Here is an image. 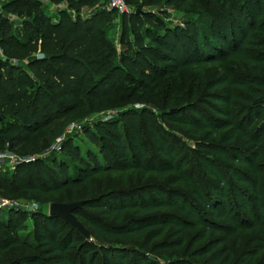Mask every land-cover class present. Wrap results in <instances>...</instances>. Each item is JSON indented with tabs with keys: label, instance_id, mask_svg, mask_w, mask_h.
Masks as SVG:
<instances>
[{
	"label": "trees",
	"instance_id": "1",
	"mask_svg": "<svg viewBox=\"0 0 264 264\" xmlns=\"http://www.w3.org/2000/svg\"><path fill=\"white\" fill-rule=\"evenodd\" d=\"M61 1L89 11L50 21L37 0L0 8V152L31 156L67 118L141 107L85 128L94 150L81 154L67 139L49 167L35 161L0 171L3 197L60 193V203L82 202L73 215L90 234L88 241L55 217L32 214L30 242L19 241L20 222L0 226V254L20 248L22 258L10 264H76V252L79 264H124L126 256L153 264L148 254L181 248L195 226L230 236L235 219L257 225L264 218V0H129L150 9L119 16L118 52L107 37L114 11L97 0ZM169 12L181 23L166 24ZM1 13L20 26L12 29ZM155 113L194 147L160 130ZM101 173L127 174L138 185L97 193L92 179Z\"/></svg>",
	"mask_w": 264,
	"mask_h": 264
},
{
	"label": "rangeland",
	"instance_id": "2",
	"mask_svg": "<svg viewBox=\"0 0 264 264\" xmlns=\"http://www.w3.org/2000/svg\"><path fill=\"white\" fill-rule=\"evenodd\" d=\"M9 0H0V8L1 6ZM41 6V10L43 14H45L50 21H55L56 17L59 13H65L67 16L74 18L76 16L83 18L89 8H81L77 12L74 9H71L67 6L64 1H51V0H37ZM98 4L100 2L104 3L107 0H97ZM125 4L128 9V13H133L135 9H145L148 10L150 8L146 7L143 4H132L129 0H125ZM107 11V10H106ZM1 12V10H0ZM6 19L12 24V29L20 26L21 19L12 15L1 13ZM112 18L111 29L107 33L108 39L114 45L116 51L118 52V44L117 37L119 34V22L120 17L117 14H113L110 16ZM166 24H179L181 23V17L178 13L169 12L167 14ZM187 83H184L182 86H179L181 96H187ZM186 94V95H185ZM178 96L177 102H181L182 97ZM173 104V102L168 106V108ZM141 107L140 104H129L128 106H124L122 109H108L101 113L92 114L87 118H67L57 127V131H55L54 136L50 137L48 141L45 142V146L38 153L33 154L31 156H13L12 153H9L10 159H12V163L10 160L4 159L0 163V171L4 170L6 172H10L9 168L17 167L19 164L27 165L33 164L35 161H40L42 163V167L48 166V159L52 157L51 155H56L58 157L59 149L61 148L63 142L67 139L69 142L74 143L79 152L83 154L87 149H93L92 146L84 139L82 132L85 128L91 126L94 122L99 121L104 118L113 117L117 112L121 110H125L128 108H133L138 110ZM156 126L168 133L171 132L178 139V142L181 144H185L187 147H194V140L189 139L184 134V130H180L177 128H169L166 124H164L159 118L158 114L155 113ZM138 120L135 119L134 123ZM155 122V121H154ZM155 127V126H154ZM158 128V129H159ZM141 136V140H142ZM144 141L142 144L143 148L148 149L147 143ZM176 142L174 138H168V142ZM175 144V143H174ZM144 145V146H143ZM176 147L178 145L175 144ZM179 149V148H178ZM4 152V151H3ZM5 154V153H4ZM49 157V158H48ZM48 158V159H47ZM263 160V159H262ZM261 160V161H262ZM20 161V162H19ZM30 165V166H31ZM33 169V167H32ZM45 169V168H44ZM34 170V169H33ZM264 174V173H263ZM226 179V177H224ZM224 178H222L224 180ZM194 180L199 183L198 179L195 177ZM228 179V178H227ZM226 179V180H227ZM153 178H149L148 181H153ZM192 180V178H191ZM133 184V185H132ZM138 185L137 179L135 177V181L130 184V179L127 174L119 175V174H111V173H101L92 179V188L97 193H103L110 190L115 189H125L128 187ZM225 191V190H224ZM226 194H228L225 191ZM67 194V192L65 193ZM66 197V196H65ZM63 196L60 193L50 194L43 200H37L35 197H24L20 195L16 198H6L0 193V202L4 207L0 208V226H6L9 224L16 222H20L25 226L24 231L19 235V241L30 242L31 241V215L32 214H46L47 205L49 203H57L62 200ZM190 201V200H189ZM188 205V204H186ZM12 206V208L10 207ZM249 211L254 212L253 207H251V203L247 202ZM25 208V209H24ZM252 208V209H251ZM229 210V209H227ZM264 210V209H263ZM198 211L201 212L198 208ZM228 213V212H227ZM262 213V211H261ZM202 215V213H200ZM229 217L230 215L227 214ZM203 217V216H202ZM248 218V219H246ZM244 221H243V220ZM199 219L197 218L196 221ZM234 226L236 227L235 233L228 236L226 233L229 232L220 231L217 226H208L209 230H204L201 226H195L192 231H187L185 233V241L181 248L173 249L171 251H164L158 254H148V257L153 260V264H163L162 257L168 258L170 262L180 261L183 264H262L264 262V249L261 251H256L260 244H264L263 241H259L261 237H264L262 234H259L261 230L264 228V218L263 215H260L259 222L255 225V219L244 217L240 219L233 220ZM200 222V221H199ZM196 222L195 224H197ZM0 234H2L0 232ZM200 240V238H202ZM167 240V239H166ZM171 238L168 237V241ZM263 246V245H262ZM204 247L209 252L208 254H203L201 256H196L197 254H192L194 250ZM226 249L228 254H216L220 252L221 249ZM22 258V251L20 248H9L6 252L0 254V264H10L11 262L17 261ZM80 255L76 252V264H79L78 259ZM134 264L131 260V256H126L124 259V264ZM96 264H102L100 259L96 262ZM169 264V263H165Z\"/></svg>",
	"mask_w": 264,
	"mask_h": 264
},
{
	"label": "water",
	"instance_id": "3",
	"mask_svg": "<svg viewBox=\"0 0 264 264\" xmlns=\"http://www.w3.org/2000/svg\"><path fill=\"white\" fill-rule=\"evenodd\" d=\"M144 13L141 9H135L133 14L140 16ZM82 202L49 203L47 205V217H55L76 230L84 239L90 241V234L82 224L74 217L73 212L79 209Z\"/></svg>",
	"mask_w": 264,
	"mask_h": 264
},
{
	"label": "built area",
	"instance_id": "4",
	"mask_svg": "<svg viewBox=\"0 0 264 264\" xmlns=\"http://www.w3.org/2000/svg\"><path fill=\"white\" fill-rule=\"evenodd\" d=\"M105 10L114 11L118 16L129 14L128 13L129 11L127 9V6H126L124 0H107L106 5H105ZM8 155H10L9 152H6V151L0 152V163L4 159L10 160V163H12V159H10V156H8ZM12 155L15 157L14 154H12ZM14 168H15V166L12 167L11 169L9 168V170H13ZM2 207H4V206L0 202V208H2ZM10 207L12 208V206H10Z\"/></svg>",
	"mask_w": 264,
	"mask_h": 264
}]
</instances>
